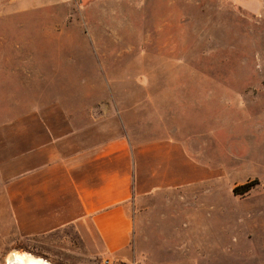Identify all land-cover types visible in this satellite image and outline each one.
I'll return each instance as SVG.
<instances>
[{
	"label": "rangeland",
	"instance_id": "obj_1",
	"mask_svg": "<svg viewBox=\"0 0 264 264\" xmlns=\"http://www.w3.org/2000/svg\"><path fill=\"white\" fill-rule=\"evenodd\" d=\"M49 106L76 126L120 121L138 144L182 142L197 158V216L214 222L203 244L228 253L214 264H264V0H0L10 161L33 149ZM56 246L40 254L10 215L0 224V264L14 251L78 264Z\"/></svg>",
	"mask_w": 264,
	"mask_h": 264
},
{
	"label": "crops",
	"instance_id": "obj_2",
	"mask_svg": "<svg viewBox=\"0 0 264 264\" xmlns=\"http://www.w3.org/2000/svg\"><path fill=\"white\" fill-rule=\"evenodd\" d=\"M48 108L35 114L33 149L10 161L0 147V224L10 215L18 239L51 256L55 240L78 264H214L228 254L203 244L214 222L197 216V158L182 142L138 144L120 121L76 126Z\"/></svg>",
	"mask_w": 264,
	"mask_h": 264
},
{
	"label": "bare ground",
	"instance_id": "obj_3",
	"mask_svg": "<svg viewBox=\"0 0 264 264\" xmlns=\"http://www.w3.org/2000/svg\"><path fill=\"white\" fill-rule=\"evenodd\" d=\"M6 264H51L27 253L14 251L6 258Z\"/></svg>",
	"mask_w": 264,
	"mask_h": 264
},
{
	"label": "trees",
	"instance_id": "obj_4",
	"mask_svg": "<svg viewBox=\"0 0 264 264\" xmlns=\"http://www.w3.org/2000/svg\"><path fill=\"white\" fill-rule=\"evenodd\" d=\"M251 187H252L251 184H245L243 186L235 188L234 192L237 193V191L240 190L241 191L240 194H244V193L248 192Z\"/></svg>",
	"mask_w": 264,
	"mask_h": 264
},
{
	"label": "built area",
	"instance_id": "obj_5",
	"mask_svg": "<svg viewBox=\"0 0 264 264\" xmlns=\"http://www.w3.org/2000/svg\"><path fill=\"white\" fill-rule=\"evenodd\" d=\"M105 264H107V263L105 262Z\"/></svg>",
	"mask_w": 264,
	"mask_h": 264
}]
</instances>
